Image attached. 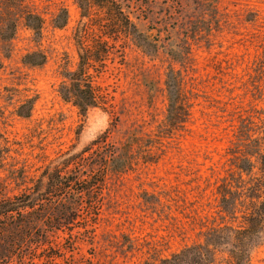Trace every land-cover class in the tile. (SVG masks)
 <instances>
[{
  "label": "rangeland",
  "instance_id": "rangeland-1",
  "mask_svg": "<svg viewBox=\"0 0 264 264\" xmlns=\"http://www.w3.org/2000/svg\"><path fill=\"white\" fill-rule=\"evenodd\" d=\"M118 2L150 45L105 37L112 53L89 72L107 104L81 115L58 86L77 66L76 29L104 12L82 17L76 0H0V199L46 168L103 180L81 194L95 207L71 230L1 264H161L213 229L246 226L249 185L264 177V0ZM60 8L67 20L56 26ZM26 13L42 18L40 32ZM97 34L90 27L84 44ZM38 53L43 63H29ZM219 246L207 264H233ZM248 260L264 264V234Z\"/></svg>",
  "mask_w": 264,
  "mask_h": 264
},
{
  "label": "trees",
  "instance_id": "trees-1",
  "mask_svg": "<svg viewBox=\"0 0 264 264\" xmlns=\"http://www.w3.org/2000/svg\"><path fill=\"white\" fill-rule=\"evenodd\" d=\"M82 17H87L90 10L98 8L104 12L105 18L90 19L88 25L80 26L75 31V39L79 44L77 66L72 71H66L64 80L58 86L60 98L76 107L81 115L94 107H104L107 104V93L97 83L92 69L97 75L105 66L114 47L105 38H118V35L131 37L139 46L150 45L149 38L140 32L135 23L121 9L118 0H76ZM67 20V11L60 8L54 16V24L63 26ZM25 21L31 29L40 32L42 18L34 13H26ZM90 27H96L100 35H93L92 44H84L83 38ZM10 35H13L15 24L6 25ZM106 35V36H104ZM104 36V37H103ZM10 36H7L9 38ZM35 53H28L24 59L29 60ZM37 55H40L39 53ZM32 65L43 63L44 56ZM0 60V67H1ZM18 108V115H22ZM261 167L264 168V155L261 156ZM250 171V164L247 168ZM259 177V176H258ZM103 181V180H102ZM102 181L93 182L88 176L84 178L77 174L49 170L46 168L33 187L8 198L0 199V264L1 261L16 256L21 260L25 250L40 247L48 242L47 234L65 226L71 230L73 221L82 211L90 213L95 207V200L81 197L85 193L100 188ZM264 177L254 178L249 185L251 209L246 213L244 227L229 229L230 233L213 229L207 233L206 243L188 246L180 252L164 258L161 264H207L213 261L215 251L224 244L233 264H250L248 249L255 243L258 234H264ZM92 184H89V183ZM44 183L43 190L40 187ZM80 195V196H78ZM84 221L85 218L82 217ZM53 229V230H52ZM52 230V231H51ZM55 230V231H54Z\"/></svg>",
  "mask_w": 264,
  "mask_h": 264
}]
</instances>
